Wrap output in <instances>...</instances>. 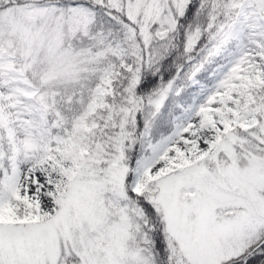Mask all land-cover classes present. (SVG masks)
I'll return each mask as SVG.
<instances>
[{
	"label": "snow or ice",
	"instance_id": "snow-or-ice-1",
	"mask_svg": "<svg viewBox=\"0 0 264 264\" xmlns=\"http://www.w3.org/2000/svg\"><path fill=\"white\" fill-rule=\"evenodd\" d=\"M0 264H264V0H0Z\"/></svg>",
	"mask_w": 264,
	"mask_h": 264
}]
</instances>
